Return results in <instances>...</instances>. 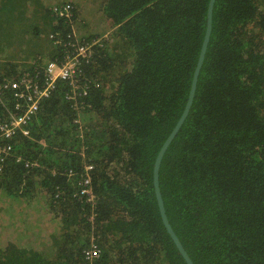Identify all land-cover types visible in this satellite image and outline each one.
<instances>
[{"label": "trees", "instance_id": "trees-1", "mask_svg": "<svg viewBox=\"0 0 264 264\" xmlns=\"http://www.w3.org/2000/svg\"><path fill=\"white\" fill-rule=\"evenodd\" d=\"M17 1L8 12L18 17L0 15V27L23 32L0 47L1 75L17 79L32 59L64 62L92 45L78 78L58 79L40 102L28 134L0 140V225L10 213L31 233L35 202L49 228L37 245L20 224L0 228V264H186L162 224L153 165L185 106L209 0H103L111 29L101 38L77 33L74 1L69 15ZM86 179L92 201L81 194ZM159 186L194 264H264V0H215ZM92 244L99 254L86 258Z\"/></svg>", "mask_w": 264, "mask_h": 264}, {"label": "built area", "instance_id": "built-area-1", "mask_svg": "<svg viewBox=\"0 0 264 264\" xmlns=\"http://www.w3.org/2000/svg\"><path fill=\"white\" fill-rule=\"evenodd\" d=\"M59 15H69L67 5L53 8ZM92 44L80 45L75 48L74 54L69 55L64 62L49 61L38 65L32 59L29 65L20 72L17 79L0 74V140L11 138L17 133L28 134L32 116L39 108L40 102L50 95L58 79H67L73 82L78 77L79 57L85 56ZM76 76V77H75ZM6 148L0 146L1 155ZM88 179L82 184L81 194L92 201L93 196L88 188ZM99 254V249L92 244L84 251L86 258H94Z\"/></svg>", "mask_w": 264, "mask_h": 264}, {"label": "rangeland", "instance_id": "rangeland-1", "mask_svg": "<svg viewBox=\"0 0 264 264\" xmlns=\"http://www.w3.org/2000/svg\"><path fill=\"white\" fill-rule=\"evenodd\" d=\"M21 1V0H20ZM44 4V7H62L65 3V1L70 2L74 1L77 3V9H78V19H77V33L79 34V30L81 29L85 34L88 35L93 34L94 36H97L99 38L106 37L108 35V31L111 29V25L108 20L104 19V13L101 8L103 0H41ZM17 0H5L3 2H0V15L3 17L4 11L5 16L4 19H12L16 17L17 15L13 14L12 11L8 12L9 4L17 3ZM28 3V2H27ZM30 6L34 8V5L30 3ZM12 9V8H11ZM30 10L27 11V13ZM18 17V16H17ZM6 25V26H5ZM4 27H0V47L6 45V43L13 39H19L22 38V31L19 30V26L14 25L13 29L9 28V25L5 23ZM13 25V24H12ZM9 34V35H8ZM99 34H102V36H98ZM14 35L15 37L7 38V36ZM42 37H46L45 34H41ZM41 37V39H42ZM26 38V37H25ZM34 39L33 37H31ZM32 45V42H30V46ZM3 48V47H2ZM34 50V48H32ZM43 56V55H42ZM45 56H43L41 59H44ZM0 62L4 63L5 59L3 55H0ZM25 65H29V63H25ZM20 68V67H19ZM1 200H5L4 198H1ZM26 204V202H24ZM33 207H29V215L28 217L32 220L30 221L27 218V215H25V218L29 220V222L32 224L31 227V233H27V226L24 225L25 221L21 218L17 220L16 218L14 220L13 216L10 213H6V217L9 218L7 221H4L1 223L0 228H6L7 226L20 224L22 228V234H26L27 238L31 243H40L48 241V234H49V228L47 226V216L46 214L40 210L37 207V204L34 202ZM16 208L19 209L18 203H16ZM7 210V209H6ZM49 246H45L44 249L48 248ZM46 252V255L50 253L51 249Z\"/></svg>", "mask_w": 264, "mask_h": 264}, {"label": "water", "instance_id": "water-1", "mask_svg": "<svg viewBox=\"0 0 264 264\" xmlns=\"http://www.w3.org/2000/svg\"><path fill=\"white\" fill-rule=\"evenodd\" d=\"M214 2H215V0H209V2H208L207 14H206V29H205L204 37L202 40L199 56H198V59L196 62V66L194 68V72H193V76H192V80H191V84H190V89L188 92V97H187L185 106H184L183 111H182L180 117L178 118L176 124L174 125L171 132L169 133V135L166 137V139L162 143V145H161V147H160V149L156 155V158L154 160V165H153V186H154V193H155V197H156L159 215H160L163 226L165 227L167 233L169 234L171 240L173 241L175 247L177 248V250L181 254V256L184 259L186 264H194V262L192 261V259L188 255V253L185 250L184 246L182 245L180 239L178 238V236L174 232L171 224L169 223V220H168V217L166 214V210H165V206H164V202L162 199L161 191H160V186H159V167H160V163H161L162 157H163L166 149L168 148V146L170 145L172 140L177 135L178 131L180 130V128H181L184 120L186 119V117L189 113V110L191 108L193 98L195 96V91H196L199 73H200L204 58H205V53L207 51V45L209 42L211 30H212V13H213Z\"/></svg>", "mask_w": 264, "mask_h": 264}]
</instances>
